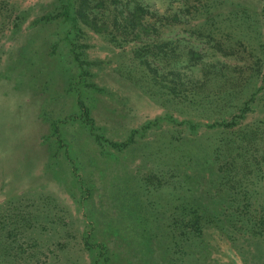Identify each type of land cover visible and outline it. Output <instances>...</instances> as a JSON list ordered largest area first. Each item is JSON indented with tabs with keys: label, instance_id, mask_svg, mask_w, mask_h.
<instances>
[{
	"label": "rangeland",
	"instance_id": "374dc122",
	"mask_svg": "<svg viewBox=\"0 0 264 264\" xmlns=\"http://www.w3.org/2000/svg\"><path fill=\"white\" fill-rule=\"evenodd\" d=\"M58 4L0 0V264H264V223L252 231L236 200L253 195L249 211L264 219V89L235 130L206 125L239 112L261 75L239 99L182 102L150 87L132 43L35 22ZM186 19L163 38L192 37L211 64L264 65V0H196ZM77 97L109 141L151 125L124 149L98 145ZM251 128L260 137L243 160L230 141Z\"/></svg>",
	"mask_w": 264,
	"mask_h": 264
},
{
	"label": "trees",
	"instance_id": "16d2710c",
	"mask_svg": "<svg viewBox=\"0 0 264 264\" xmlns=\"http://www.w3.org/2000/svg\"><path fill=\"white\" fill-rule=\"evenodd\" d=\"M178 1H182V8H172L166 14L150 9L141 0H59L55 10L44 14L35 22H49L62 18L64 22L70 23L78 31L80 30L79 24H82L96 33L109 35L114 43H132L134 45L135 60L142 73L145 74L144 79L148 81L150 87H154L157 92L161 91V94L175 96L182 102L192 103L195 98L205 100L210 93L212 96L219 94L217 90L224 91L231 99L233 97H235L233 99H239L245 87L251 83L249 78L255 76V74L261 75L262 85L251 92L240 104L234 105L239 108V112L230 114V119L225 118L222 114L221 117L206 124L215 131L235 130L241 120L245 118L246 113L251 111L252 106L258 101V92L260 93L264 89V65H239L227 61L211 64L201 60L205 54L204 49L196 48L191 39L192 37L164 39V28L188 22V19L185 21L184 19L191 14V5L196 0ZM75 59L82 66V61L78 55H75ZM198 65H201L200 76L194 73V69ZM243 76L249 77L244 80ZM213 80L216 81L217 87L214 85L215 82L209 84ZM77 105L81 118L90 128L98 145L109 143L114 148L124 149L134 141L136 134L144 135L146 129L151 125L145 123L141 130H133L121 142L109 141L97 132L90 110L80 97H77ZM226 105L223 104L222 108H225ZM164 118L170 119L168 116ZM185 122L193 131H196L201 125V122L192 119H186ZM237 131L239 132L233 133L235 139L230 141L234 143L231 148L234 149L237 145L242 152L237 151V153L241 154L240 157L245 160L253 155L252 145L256 144L260 136L253 128L237 129ZM53 133L57 134L60 141L61 138L56 124H53ZM220 151H224V148ZM219 172H223V170H219ZM247 194L248 192L236 194L237 206H242V213L249 215L248 220L252 216V231L255 230L256 233V225L258 227L264 223V219L259 220L250 213V205L256 198H253L251 194ZM251 199L252 201L248 203V200ZM196 228L199 230L200 226L197 225Z\"/></svg>",
	"mask_w": 264,
	"mask_h": 264
}]
</instances>
